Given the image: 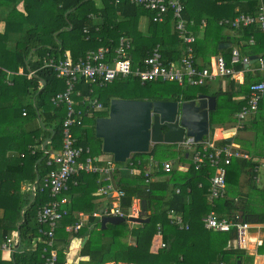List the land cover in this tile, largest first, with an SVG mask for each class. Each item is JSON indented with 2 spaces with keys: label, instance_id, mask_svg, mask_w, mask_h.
Returning a JSON list of instances; mask_svg holds the SVG:
<instances>
[{
  "label": "trees",
  "instance_id": "obj_1",
  "mask_svg": "<svg viewBox=\"0 0 264 264\" xmlns=\"http://www.w3.org/2000/svg\"><path fill=\"white\" fill-rule=\"evenodd\" d=\"M102 1L104 6L99 9L93 4V0L5 1V4L8 5L7 8H9L8 16H12V19L8 21L4 31L0 33V241L10 231L16 230L17 224L20 223L21 245L12 252L8 260L1 259L0 252V264H46L45 257L49 255V249L44 251L43 248L46 246L45 239L47 237L39 231V229H44L45 225L40 224L36 217L37 211L51 199L49 191L47 189L41 190L40 183H37L34 192L23 189L22 185H30L36 179L43 178L54 167V165H48L49 154L45 151L59 150L61 148L62 124L68 105L65 102L53 100L58 93H62L65 90V79L57 76L54 66H45L44 60L48 61L51 59L52 63L57 64V61L64 57L63 52L67 48L80 51L73 54L72 59L75 60L78 56L84 55L85 52L96 50L102 45L114 47L118 43L119 37L126 34L123 27L133 23L131 21L116 20V18L120 17L121 9L124 8V12L136 15L135 9L141 7L130 3L129 0H119L118 2H115V0ZM20 3L23 5V10L17 6ZM182 5V18L186 21L187 28L189 27V21L193 22L190 28L192 26L198 28L202 25V22H205L207 27L215 25L218 28H224V26L218 24L219 19L224 17L232 18L239 13L256 14L260 6V0H197L195 2L194 0H182ZM232 7H238V10L230 11ZM143 11L149 14L150 23L153 25L157 23L160 25L164 24L163 30H161L162 36L157 37L152 34V36L140 42L139 46L135 45L137 48L134 49V56L132 57L137 60L134 61L132 58L133 64L135 65L143 57L150 55L152 48L157 44L162 47L163 62L174 61L171 59L173 51H179L177 47L183 41L178 37L176 30H174L175 21L171 12L165 15V21L161 23L152 21V12L145 9ZM45 15L51 16L52 24L49 26L46 24L47 21L44 20ZM8 16L7 18L9 19ZM170 27H173L172 32L169 30ZM233 29L240 32L238 43L242 42V52H240L242 56L249 57L251 52L264 49V32L257 24L253 23ZM192 48L193 50L197 48L195 42L192 43ZM231 49L227 50L231 52ZM230 52L228 58L223 55L228 65L230 63ZM179 55V52L175 53L176 58ZM262 58L264 59V55ZM241 67H243V64H237L236 66V68ZM31 71H34V73L28 77ZM132 78V76H120L102 87L87 84L85 81L76 83L75 92L78 91L80 96L73 93L72 98L75 102V109L81 110L83 116L82 123L73 124L70 128V133L74 137L76 145L89 148V153H83V156L102 154L101 139L95 137L94 134L95 118L106 115L111 98H123L117 93L124 86L130 85L133 88L131 90L132 96L128 97L129 99L183 101L194 99L199 93H211L216 98V108L209 111L210 131L212 132L215 123L223 122L220 116L222 112L230 113L227 116L229 122L235 121L232 114L240 111L246 104L248 88L251 83L248 76H246V81L243 85L247 89L244 90L246 97L243 103H238L235 99L225 102V93L223 91H208L204 89L207 85H201L191 90L189 89L190 85L179 86L174 81L141 83L139 80ZM258 80H261V77ZM41 81L44 84H41ZM155 82L162 84L160 89L155 90L148 87ZM109 86L110 88H108ZM84 97L97 99L98 102L102 103L103 107L96 109L86 102H83V104L81 99ZM223 103L224 105L222 106ZM243 128L245 127L243 126ZM238 130L241 131L242 128ZM262 132L264 140V130ZM46 140H48V143H44ZM215 143L224 145L228 142L226 139H220ZM158 146V144H154L147 153L132 154L131 158L127 160L128 162L130 160L132 162L141 161L138 165V171L134 174L129 173L126 168L122 167L120 169L117 168L113 174L116 186L124 192L121 197L122 209L130 204L133 196L140 197L148 208L149 221L144 223L139 229L134 228L135 230L132 231L136 245H127L121 242L120 237L125 235V227L121 229L119 225L108 224L105 229L98 232L99 235H95L96 230H91L83 248L88 250L92 241H99L106 233L110 234L109 241L103 240L97 246L98 248L86 253V255H89L87 261L75 264H103L109 257H115L117 260L120 258L127 259L140 264H184V261L178 260L177 246L174 240L175 234H177L176 230H180L171 226L174 232H167L169 224L165 221L167 219L164 217L165 208L163 209L160 202L162 189H160L159 184L165 189L164 185L166 183L164 181L163 184L162 182L154 183V181L149 183V185L145 182L144 166L148 161V156L153 155ZM195 146L197 147L199 144ZM250 154L253 158V153L250 152ZM127 161L122 163V165L128 166ZM232 161L225 167L226 185L227 183L236 185L238 173L242 169L255 168L253 159L245 160V162L242 159ZM117 166L121 165L118 164ZM121 169H125L124 174H119ZM212 172L213 169L207 162L199 170H195L190 164L188 173L180 172L183 176H187V180L182 178V181H179L176 178L179 181V183L178 181L176 183L181 185V187L182 185L188 186L190 183L189 178L193 176L198 180L206 179L208 185ZM169 173L172 174V171ZM100 177L98 173L85 171H80L78 174L71 176L67 183V190L63 193L66 195L69 191L72 199L76 201L74 211L79 209L92 211V198H94L92 193L99 186L98 180H100V184L104 183ZM146 187H149L148 191ZM181 194L174 196L169 206L183 210L184 221L189 225L187 230L191 229L193 224L200 223L202 227V220L198 221V219L202 211L212 208V205L209 203L207 205L206 202L202 201L201 209L197 210L193 205L186 206L183 196H180ZM227 195L226 193L223 197L215 200L214 209L220 204L224 209H235V200L227 198ZM154 204H156V210H152ZM159 205L161 206L159 207ZM245 214L248 220L257 219L264 222V216L262 215L253 216L250 212ZM63 217L65 218L67 215ZM91 220L94 221V217ZM150 223L153 224L150 225ZM158 224L161 227L160 231L164 246L156 254H151L148 252L147 247L152 234L156 232ZM110 225L113 228L112 230H108ZM59 229L61 228L54 231L53 237L52 248L56 250V243L61 242L64 237L63 235L62 237L57 235V232L60 231ZM85 231L86 228L84 227V229L80 230V234L84 236ZM207 232L215 233L203 228V232L197 237L204 238ZM224 236V238H222L223 236L221 237L223 244L228 238L232 237L228 233L224 234ZM32 239H36L35 246L27 248L31 244ZM59 251L60 255L57 258V264H63V254L61 250ZM112 253L114 254L113 256H108ZM230 253H234L239 258L245 256L243 250H229L226 253L219 250L213 255L211 260L221 259L227 264L224 254ZM261 263H264V257Z\"/></svg>",
  "mask_w": 264,
  "mask_h": 264
},
{
  "label": "crops",
  "instance_id": "obj_2",
  "mask_svg": "<svg viewBox=\"0 0 264 264\" xmlns=\"http://www.w3.org/2000/svg\"><path fill=\"white\" fill-rule=\"evenodd\" d=\"M100 1H101L100 5H96L93 2V4L97 6L98 9L104 6V2L102 0ZM195 1L197 0H194V2ZM260 5L264 6L262 0H260ZM231 10L237 11L238 7H235V8L232 7L230 11ZM121 11L122 12L120 14V17L116 18V20H122V21L125 20V21L133 22L131 25L123 27L124 33L126 34L122 36L127 38L129 45H130L129 56L131 59L132 58L134 59V57L132 56H134V49L137 48L136 46H139L140 42H142L147 37L152 36V34H154L157 37L162 36L161 30H163L164 24L160 25L157 23L153 25L152 23H150L149 14L145 13L143 9L141 8L135 9L136 15H134L133 13L129 14L127 12H124V8L121 9ZM3 21L4 19L0 14V33L3 31L2 29ZM163 21H165V18ZM163 21H161V23ZM153 22H160V21H153ZM192 23H193L192 21H189V27L187 29L196 38L195 43H196L197 48L196 49L194 48V56H195V62L199 67H209L215 55L217 54L225 55V57L228 58L229 52H230L228 50H230L232 47H237L240 50V52H242V48H241L242 42L238 43V36L240 35V32H238L237 30H234L233 28L232 29L226 28V27L218 28L215 25H211L207 27L205 26V22H202V25L198 28L196 27L194 28L193 26L190 28V25H192ZM172 28L170 27L169 29L170 32L173 31ZM181 43L182 44H180V46L177 47L179 51H173L174 53L172 54V58H171L172 60L177 61V62L183 52L184 44L183 42ZM220 44H224L226 46L220 47ZM227 44L229 46H227ZM115 46L114 47L109 46V48L113 51L116 48ZM160 47L161 46H159V49ZM180 47H181V50H180ZM160 51L161 53H163L162 47ZM165 51L168 52L167 50ZM75 52H80V51H74L73 49L67 48L65 49L63 53H64V56L68 55L70 57H73V54ZM177 52L180 53L179 57L177 56L178 58H176L175 56V53ZM252 55L257 56V58L258 57L262 58V56L264 55V49L259 50L257 52H251L250 56ZM257 58L254 62H251V63L249 60V62L246 65H243V67H241L242 73H243L242 83L236 81L232 76H229V77L221 76V77H217L216 79L204 84V85H207L206 87H204V89H208L210 91H218V90L223 91L225 93V99H224L225 102H230L231 100L235 99L236 102L243 103L246 97L244 90H247L243 86L246 81L245 80L246 76H248L250 82H254L258 80L260 77L262 78L261 71L258 68ZM136 60L137 59H134V61ZM131 76L134 79L138 80L133 75ZM155 81H159V79ZM164 82H171V81H164ZM41 84H43L42 81H41ZM179 86H183V85H179ZM194 87H198V86H194ZM206 94H211V93H206ZM113 98H121V97H113ZM141 100H149V99H141ZM259 102L260 103L258 105L256 112L251 113L250 115H247L245 117L244 125H243L245 128H242L241 131H239L236 128V113L232 114L235 120L234 121L235 125H234V122H229L227 120V116L230 113L222 112L220 116L222 117L223 122L215 123L214 129L212 132L210 131V123H209V135L207 136L213 142H217L220 139H226L227 142L231 144L233 147L241 150L244 153H247L248 158H245V159L242 158L243 162H245V160H248V159H253V161L255 162V168H252V169L250 167L244 168L242 169V171L238 173L239 175L236 181L237 182L236 185H232L229 183H227L226 185L223 196L227 193L228 194L227 198L235 200V203H234L235 209H232V208L230 210L224 209V207L221 204L219 206H216L215 208V211L218 217H226L227 215H232L237 220L248 222L253 226L258 225L259 223H264L257 219L248 220L245 214L246 212H250L252 213L253 216H257V215L264 216V140L262 138L263 136L262 130H264V92ZM223 105L224 103L222 104V106ZM76 110H79V109H76ZM83 112L85 113V111ZM107 113H108V108H107ZM106 115H103V116H106ZM208 117H209V114H208ZM94 134H95V129H94ZM45 143H48V140H46ZM165 145L169 146V144H165ZM172 145L174 147L173 148L174 149L173 158H160L156 155V152H155L153 155L148 156V161L145 164L144 169L146 170V168L148 167L155 168L154 171L155 170L156 171L152 173L151 182H154V181H155L154 183L162 182L163 184V181H164L166 183L164 185L165 189L162 188L161 184H159L160 189H162V192H161L162 198L160 202L162 203L163 209L165 208L164 217L165 219L167 218L165 221H167L169 224L167 227V232H170V233L174 232L173 227L171 226H174L178 230H180V231L176 230L177 234H175V238H174L176 246H177L178 260L184 261V264H219L220 262H223L224 264H226L224 260L220 259V260L213 261L211 260V258L219 250L220 251L222 250V252L224 253H226L229 250H243L245 252V256L244 257L242 256V258H239L234 253L224 254L227 264H240V261H241V264H262L261 262L264 257V233L262 231H259L258 228L253 227L251 230H249L250 232L248 233V238L246 240V246L243 248H239L236 245V241H235L236 234L234 230L223 232V231H217L214 229H210L205 226L204 221H203L204 217L207 215V213L211 209V208H208L202 211L198 221L202 220V223L204 226L202 227L208 230L214 231L215 233L207 232V235L204 238L197 237L203 232V228L201 227L200 223L193 224L191 229L187 230L189 228V225L186 221H184V218H183L184 213H182L183 210L170 207L169 205L171 204L174 196H179V194L182 193L180 196H183L186 206L193 205L197 210L201 209L202 201L206 202V204L207 203L210 204V202L208 201V188H209L210 183L208 181V185H207L206 179L202 178L201 180H198L194 178L193 176H191L189 178L190 179L189 185L188 186L182 185L181 187V185L178 184L179 181H182V178L183 180H187L186 179L187 176L186 175L183 176V174H181L180 172L188 173L190 164L192 165L191 163L192 153L190 149L186 148L185 146H182L181 143H177L175 145L172 144ZM52 151L56 152L57 150H52ZM250 152L253 153L254 155L253 158L251 157ZM94 156H97L99 161H102L103 159L112 158L110 154H105V153L97 154V155L94 154ZM130 158L126 159L123 162H115V164L116 165L119 164L121 165L120 167H124L125 165H122V163H125ZM164 160L172 163V174L168 172L170 175L168 173L163 172L160 169V163ZM154 161L157 162V168L153 166ZM260 167L262 168L261 175H260ZM124 170L125 169L119 170V174H124L125 173ZM156 172H158L159 174ZM258 174L260 175V177ZM43 178L41 179L43 180ZM176 178H178L179 181L176 180ZM41 179H36L34 183L30 185L23 184L22 188L31 190L32 192H34L37 183L38 184L40 183V185L42 184ZM176 181H178V183H176ZM98 183L100 186L101 185L100 180H98ZM258 184H260L261 187ZM97 188L92 193L94 195V198H92V202H93L92 211H84L83 209L74 211L76 201L72 199V196L70 195L69 191H68V194L66 193L67 196L64 194L67 197L68 202H69V203L67 202V204L63 206L67 210V213L65 214L67 215V217L65 218L62 217L57 222L56 229H55L57 230L58 228H61L59 229L60 230L59 232L57 231L56 232H57V235L61 237L63 235L64 237L62 238L61 242L56 243L57 250L53 248L56 252L57 258L60 255L59 250H61V253L63 254V260H64L63 264H75V263L87 261L89 259V255H86V253H88L89 251H92L94 248H98L97 246L99 245V241L94 240L92 241L88 250H85L83 248L85 242L88 239L89 232L91 230H96V232H99L105 229V227H107L108 224H113V223L106 222L104 227L101 225L100 217L113 216V215H102L101 214V209L106 206V199L97 193ZM121 203H122V198H120V201H119L120 207L122 206ZM135 204L140 205L142 207L139 216L129 218V219L123 218V221L120 222V223H125L127 225V229L125 230V235H123V237H120L121 242H124L127 245H136V242L133 236L134 234H132V231L135 229H139L140 227L144 225V223H147V222H141V221H134V219L148 218V221H149L148 208L138 196H133L131 198L130 204L126 206L123 210L128 212L129 208ZM160 206L161 205H159V207ZM68 207H69V211H68ZM154 209L156 210V204L152 206V210ZM93 212H98L99 215L94 216ZM176 216L180 217L181 219L180 222L175 221ZM92 217H94L95 219L94 221L91 220ZM79 219H81L82 225L78 229V231L72 232V233L67 232L66 227L68 225L72 226L74 223L78 222ZM118 224H114V225H118ZM19 225L20 223L17 224L18 226L17 229H19ZM84 227L86 228V231L84 232L85 235L83 236L80 234V230L84 229ZM160 228L161 227L158 224L156 228V232L153 233L152 237L150 238L147 248H148V252L151 254H156L159 249L163 248L162 246H160L161 241L164 242ZM17 229L10 231L6 235V237H4L0 241L1 259H4V260L10 259L12 252L17 250L20 247L21 239H20L19 247L17 249H14L17 243V234H16ZM158 229L159 231L157 233ZM181 230H187V231H181ZM227 233L231 234L232 237L228 238L226 242L223 244L222 238H224L225 237L224 234H227ZM75 234H78V235L75 236ZM7 237L12 239L10 242L11 251L2 248V243L5 241ZM35 241L36 239H32L31 244H29L27 248H33L35 246ZM124 263L140 264L134 261H128L127 259L120 258L119 260H117L115 257H112L111 259L109 258L106 259V262H104L103 264H124Z\"/></svg>",
  "mask_w": 264,
  "mask_h": 264
},
{
  "label": "built area",
  "instance_id": "obj_3",
  "mask_svg": "<svg viewBox=\"0 0 264 264\" xmlns=\"http://www.w3.org/2000/svg\"><path fill=\"white\" fill-rule=\"evenodd\" d=\"M119 0H115L118 2ZM130 3L140 6L141 8L152 12L153 21H163L165 15L171 12L172 18L175 21L174 28L178 37L183 41V52L177 61L163 62L159 46L152 48L150 55L143 57L135 65L129 56V42L126 37L120 36L116 48L112 51L109 46H100L96 50L85 52L84 55L78 56L75 60L72 57L65 55L58 63H52V60L44 61V65H52L57 71V76L65 79L66 88L62 93H58L53 100L57 102H65L68 105L66 116L63 120V136L62 146L56 152L48 151V165H54L43 178L40 186L41 190L49 191L50 200L37 211V220L40 224L45 225L44 229H39L40 233L47 237L45 239L44 251L49 249V255L46 257V264H57V256L52 248L54 231L57 222L67 213L63 207L67 204L68 199L63 192L67 190V183L72 175L78 174L80 171L98 173L103 184L98 186L97 193L106 199V206L102 208V215L119 216L125 219L138 217L142 207L133 205L128 212L121 209L119 205L120 198L124 192L115 184L113 174L118 167L115 161L104 159L99 161L97 156H87L83 153H88L89 148H84L82 145H76L74 137L71 136L70 128L73 124H81L83 113L81 110H76L74 107L72 94L75 92V85L80 81H85L87 84L102 87L111 82L117 77H128L133 75L141 83L163 80L174 81L179 85L201 86L210 82L217 77L232 76L236 81L242 83L243 73L242 68H236L237 64L246 65L250 58L242 56L239 49L234 47L230 52V63L222 54L215 55L209 67H199L195 62L194 50L192 43L195 42V36L187 29L186 21L182 18V0H129ZM257 24L264 32V7L259 6L256 14L240 13L233 18H221L218 24L221 26H230L238 28L249 24ZM258 68L261 71V80L251 82L248 88L246 104L236 113V128H243L244 119L247 115L255 113L260 99L264 92V59L257 58ZM34 71L28 74L30 77ZM92 91V89H90ZM81 102H86L91 107L101 109V102L97 99L84 97ZM84 104V103H83ZM182 146L191 150V163L195 170H199L204 163H208L212 169V175L209 178L208 201L212 208L204 217V224L207 228L217 231L228 232L235 231V241L239 248L246 246L248 233L253 227L258 228L264 233V223L251 225L245 221H239L232 215L226 217H218L215 209V200L225 192L226 187V165L232 160L248 158L247 153L233 147L227 143L217 145L210 138L206 137L201 142H194L193 137H184L180 142ZM199 144V146H195ZM140 160L128 162L126 168L129 173L134 174L138 171ZM153 166L157 168V162L154 161ZM153 168H146L144 172L145 182L149 184L152 179ZM160 169L168 173L172 171V163L162 161ZM99 178V179H100ZM148 186V185H147ZM149 190V187H146ZM94 216H98V212H93ZM175 221L180 222V217H175ZM82 221L72 226L68 225V232H76L81 227ZM47 226V227H46ZM159 229L157 230L158 233ZM11 238H6L2 243V248L11 251ZM160 246H164L161 241ZM219 264H224L220 262Z\"/></svg>",
  "mask_w": 264,
  "mask_h": 264
},
{
  "label": "water",
  "instance_id": "obj_4",
  "mask_svg": "<svg viewBox=\"0 0 264 264\" xmlns=\"http://www.w3.org/2000/svg\"><path fill=\"white\" fill-rule=\"evenodd\" d=\"M249 58L251 63L257 56ZM215 107V96L206 93L183 101L111 98L107 115L95 118V136L101 139L102 153L110 154L115 162H123L133 153L148 152L154 144H177L184 137L201 142L209 135L208 114ZM122 221L119 216L100 217L103 227L106 222L118 224ZM134 221L148 222V218ZM16 234L14 249L20 244L19 229Z\"/></svg>",
  "mask_w": 264,
  "mask_h": 264
},
{
  "label": "rangeland",
  "instance_id": "obj_5",
  "mask_svg": "<svg viewBox=\"0 0 264 264\" xmlns=\"http://www.w3.org/2000/svg\"><path fill=\"white\" fill-rule=\"evenodd\" d=\"M5 1L6 0H0V14H1V16L6 20V19H8L7 18V16H8V12H9V8H7V6L8 5H6L5 4ZM263 1V5H264V0H262ZM93 2L96 4V5H100L101 4V1L100 0H93ZM18 6V8L19 9H21V10H23V5H22V3H20L19 5H17ZM264 7V6H263ZM9 17V19L8 20H4L3 22H2V29H3V31H4V29L7 27V25H8V21L9 20H11L12 19V16L10 17V16H8ZM50 19H51V16L50 15H45L44 16V20H46L47 21V25L49 26V25H51L52 23V19H51V21H50ZM2 31V32H3ZM22 32H23V30H22ZM20 35V34H19ZM70 49V48H69ZM159 81H163V80H159ZM161 85L162 84H160L159 82H155V83H152V84H150V86H148L149 88H152V89H155V90H157V89H160V87H161ZM169 85H171V84H169ZM172 86H174V85H172ZM108 88H110V86L108 87ZM189 89H191V90H193V89H196V87H194V86H190V88ZM131 90H133V88L129 85V86H124L123 88H121L120 90H119V92L117 93L119 96H122L124 99H127L128 97H131L132 96V92H131ZM208 90V89H207ZM209 91V90H208ZM106 114H107V112H106ZM45 143V142H44ZM159 146L157 147V149H156V155L158 156V157H160V158H173L174 157V147H173V145L172 144H169V146H167V145H164V144H158ZM104 160V159H103ZM263 166V165H262ZM261 173H262V168L260 167V175H261ZM259 175V174H258ZM260 175H259V177H260ZM259 183V182H258ZM260 187H261V185L260 184H258ZM129 223V222H128ZM153 223H150V225H152ZM119 225V227L122 229V228H126L127 229V225L124 223H119L118 224ZM114 227V226H113ZM113 228L111 227V225L109 226V228H108V230H112ZM109 232V231H108ZM110 233V232H109ZM95 234H97V235H99V233L98 232H95ZM97 237V236H96ZM109 239H110V234H108V233H106L105 235H104V237H102V239H100L99 240V244H100V242H102L103 240L104 241H109ZM114 254L112 253V254H110V255H108V256H113ZM112 257H109V259H111ZM240 264H241V261H240Z\"/></svg>",
  "mask_w": 264,
  "mask_h": 264
},
{
  "label": "clouds",
  "instance_id": "obj_6",
  "mask_svg": "<svg viewBox=\"0 0 264 264\" xmlns=\"http://www.w3.org/2000/svg\"><path fill=\"white\" fill-rule=\"evenodd\" d=\"M240 14V13H239ZM235 17V16H234ZM233 18V17H232ZM221 26V25H220ZM224 27H226V28H230V29H232V27H230V26H224ZM239 28V27H238ZM236 29V28H235ZM234 48V47H233Z\"/></svg>",
  "mask_w": 264,
  "mask_h": 264
}]
</instances>
